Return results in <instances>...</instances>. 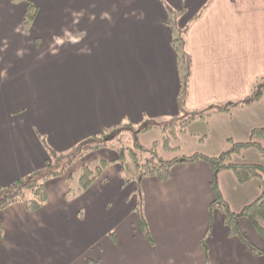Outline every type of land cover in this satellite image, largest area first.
Returning a JSON list of instances; mask_svg holds the SVG:
<instances>
[{"label":"crops","instance_id":"1","mask_svg":"<svg viewBox=\"0 0 264 264\" xmlns=\"http://www.w3.org/2000/svg\"><path fill=\"white\" fill-rule=\"evenodd\" d=\"M28 1L38 9L24 23ZM167 7L182 13L180 27L188 25L191 74L183 106ZM257 78H264V0H0V185L46 167V146L66 153L104 129H135L149 147L162 138L159 124L241 99ZM147 124L152 128L139 132ZM257 127L264 129V94L192 122L170 144L177 149L159 146L158 154L217 156L230 146L226 140L248 138ZM212 128L229 138L208 143ZM253 140L264 148V137ZM104 149L91 152L113 158ZM232 162L264 168V154L249 147ZM118 170L110 164L84 190L69 176L48 177L40 209L15 203L1 210L0 264H264V255L228 234L218 209L210 213L206 161L178 162L168 180L139 182L149 237L134 210L136 184H124ZM217 185L238 213L264 191V174L241 184L225 169ZM239 225L264 249L247 219Z\"/></svg>","mask_w":264,"mask_h":264},{"label":"trees","instance_id":"2","mask_svg":"<svg viewBox=\"0 0 264 264\" xmlns=\"http://www.w3.org/2000/svg\"><path fill=\"white\" fill-rule=\"evenodd\" d=\"M37 6L28 1L26 5L24 23L31 21L37 12ZM169 20L168 23L174 30L171 44L177 53L178 66L180 72V94L179 104L183 103L188 93V81L191 74V56L187 50V29L188 25L180 27L178 19L182 15L181 12L175 11L167 7ZM200 13L193 18H197ZM264 94V78H257L253 81L249 88L248 94L238 100L211 104L197 111L188 112L182 116H176L168 122L159 124L162 131V138L160 141H155L149 147L141 145L137 139L136 132L133 131L132 143L124 146H115L111 143L115 137L114 133L121 130L122 127H114L112 129H104L101 135L91 136L79 144L71 148L66 153H56L51 148L46 146L49 160L42 170L35 171L28 175L18 178L9 185H0V211L8 206L21 203L28 212H35L40 209L47 201V195L44 187V181L48 177L61 176L60 171H53L55 163L64 161L62 170L72 165L80 157L89 151L98 150L102 148L111 149L115 153V158L105 159L96 158L89 163L82 164L78 169L77 190H84L88 188L97 178H99L104 169L112 163H117L119 166L118 174L123 180L124 184L134 182L136 188L134 193L137 195L134 210L137 214L139 225L143 233L149 237V231L142 214V196L139 193V182L144 177H156L161 181H166L171 176V168L178 162H194L196 160L206 161L212 172L211 188L214 192V199L209 205V211L218 209L224 216V225L227 227L228 234L232 237L240 239L249 250L255 255H264V249L257 247L247 238L239 225V218H246L250 224L257 230L262 240L264 241V191L253 202L245 205L238 213L230 210L228 204L223 200L217 185L218 173L222 170H232L239 183L243 184L255 176L264 174V168L258 164L252 163H237L232 162V155L240 154L244 149L254 147L264 154V148L256 141L254 137H264V129L254 128L251 130L250 139L248 141L237 142L228 139L229 147L222 151L219 155L208 157L200 153H194L190 156L173 158L165 160L158 154V147L161 146L164 150L177 149L178 147H171V143L178 141L180 136L185 133L188 126L196 120H205L214 113L230 112L234 108L247 106L258 101ZM153 124L143 126L139 132L146 131L152 128ZM64 172V171H63ZM72 178V174L68 179ZM209 232L202 238V245L206 253V237Z\"/></svg>","mask_w":264,"mask_h":264},{"label":"rangeland","instance_id":"3","mask_svg":"<svg viewBox=\"0 0 264 264\" xmlns=\"http://www.w3.org/2000/svg\"><path fill=\"white\" fill-rule=\"evenodd\" d=\"M217 124L218 123H216L215 125H217ZM203 127L205 128L204 125H203ZM257 128H261V127H257ZM129 131H135V129L124 127L121 130H118L117 132L114 133L115 137L113 138V141L111 143L115 144V146H118V147L119 146L128 145V144L132 143L134 137H133V135H131L132 132H129ZM250 134H251V131H250ZM217 135H218V137H220L221 135H226V133L223 132L222 130H218L217 128H212L211 129V132L209 134V137L210 138H208V143H210L212 141V139L214 137H216ZM226 138H229V137L226 135ZM248 138L250 139V136ZM248 138L246 137L245 139L239 140L237 142L248 141L249 140ZM226 142H228V141L226 140ZM103 149H101V150L102 151H105L106 150V149H104V150ZM109 150H111V149H109ZM107 154L108 153H103V152H100V151L98 153L89 151L85 155H83L82 157H80L76 162H73L72 165H70L69 167H67L65 170H62L64 161L61 160L60 162L55 163L56 165L53 166V169L54 170H52V172L53 171H60L61 174L63 176H65V177L72 174L73 175L72 180L73 181L74 180L76 181L77 178H78V171H77V169L82 164L89 163L93 159H96L97 157L98 158H103L104 157L105 159H109V160L115 158V155L112 156L113 158L106 157V156H109ZM104 155H106V156H104ZM130 183H133V182H130ZM130 183H128V184H130Z\"/></svg>","mask_w":264,"mask_h":264}]
</instances>
